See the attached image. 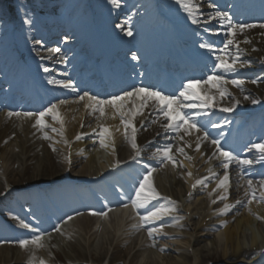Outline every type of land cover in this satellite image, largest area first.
<instances>
[{
    "label": "bare ground",
    "instance_id": "bare-ground-1",
    "mask_svg": "<svg viewBox=\"0 0 264 264\" xmlns=\"http://www.w3.org/2000/svg\"><path fill=\"white\" fill-rule=\"evenodd\" d=\"M123 2L130 3V0H123ZM105 10L110 13V25H113L117 18H120L119 22L123 25L134 26L137 32L145 29L146 25L144 27V23L152 14V9L147 10V7H144L137 10L132 8V5L125 14H122L120 10H116L114 7L110 10L109 7H105ZM237 32L238 30L235 33ZM254 35L250 38L247 45L243 44L246 35L239 37L240 47L244 48L245 52L252 54L254 58H258V67L263 68L264 37ZM254 50L256 52L251 53ZM229 73L231 71L227 72V74ZM73 83L77 89V81L74 80ZM260 92L264 98V85ZM138 99L140 98L132 97L124 101V106L119 111L116 108L112 110L113 106L105 104L103 106V114L93 107L95 102L89 101L88 98L82 102L57 103L60 119L50 125V128L54 127V132L51 135L49 134V136L47 135V142L38 140L36 136L37 128L34 129L32 127L36 122L35 118L17 115L9 120L7 113L2 114L0 116V160L4 163L0 170L4 168L5 176L8 178H20L22 175L29 174L32 164L31 160H38L36 169L38 168L37 172L41 175L62 171V174L58 176H63V174L67 176L69 173L80 177L86 175L99 176L100 173L104 172V164H101L100 168L96 164L98 160L102 159L101 157H106L108 162H114L117 159V154L119 156L130 154L132 128L124 129L122 127L120 113L128 112L129 109L133 111L139 109L141 112H138L135 117L125 116L127 119L132 120L136 129L143 122L147 124L155 119L154 111L158 107L156 109L152 100H150L152 105L148 104L146 107L144 105L140 109ZM117 103L118 105L120 104V102ZM219 107L225 108L221 107V105ZM117 112L119 114L118 118ZM82 125L83 128L81 127ZM162 125L161 120L158 121L153 132L148 136L140 132L142 137H148L141 142L140 146L142 147L149 139H157L162 134ZM104 128H107L108 132L104 133L102 137L101 131ZM124 131L125 135H123ZM13 136L16 137L14 140H12ZM163 138V141H171L173 143V149L170 154L175 159L177 173L166 171L161 175L154 173V176H157L156 180L162 196L173 198L174 195H177L179 197V202L183 204V207L176 208L178 213L182 212L183 214L190 211L195 215H199L203 211L205 213L208 201L213 202L219 198L231 204L234 200L232 198L234 194H237L236 200L240 203L246 200L249 193L246 183L236 180V176L238 179L243 176L241 172L244 173L245 171L243 170L245 169L240 168L234 171V167L232 168L231 166L225 169L219 162L218 149L210 144L207 139H204L202 133L194 130H191L190 133H185L183 130L176 138H170L168 135ZM163 141L159 139L156 144H162ZM59 142H62V150L58 157H52L46 145L51 144L54 147ZM197 144L200 145L199 150H197ZM2 146L5 147L3 148ZM69 147L71 149H68ZM13 149L18 150V152L14 153ZM16 164L22 167V171L18 169L19 167ZM247 172L253 176H264L261 168H252ZM225 175L228 177L227 181L218 187L221 181L224 180ZM209 180L215 181V184L209 186L207 183ZM49 181V179H44V177L40 179V183ZM197 181L202 182L197 184ZM17 183L15 181L10 182L13 190H17ZM192 185H195L193 191L190 189ZM230 187L231 190H229ZM204 188H207L208 192H213L214 189H217L218 192L214 196H209L208 194L204 196ZM236 189H239V191H235ZM128 208L124 211L122 210L123 212L117 210L110 214L109 220L113 219L115 226L110 231H105V241L108 248H102L100 256L94 258L95 263L117 264L123 261L125 264H189V259L191 258L189 250L179 246L175 247L173 246L174 244L170 245L175 242L173 239L176 238L173 237L174 230L170 226L174 227V225L180 223L177 218L169 223H164L166 221L164 217L161 220H157L158 224L154 226L157 230L152 233L154 241L143 243L139 238L136 239L130 235L131 229L128 228L129 224L126 222ZM232 214L231 209L228 207L223 214H221V210H218L216 213L211 211L205 216L206 218L213 217L216 221L218 230H220L217 234V242L222 244V253L225 261H227L226 263L234 264L236 261L242 262L247 259L249 263L258 264V261L261 260L260 253L264 249V199L260 202L251 201L250 207L244 210V213L239 217H232ZM64 217L65 214L63 213L62 216L54 215L51 219L41 218L39 229L43 231L50 230L52 226ZM98 219L84 216L63 222L58 232L49 238L51 252L44 245L42 247L36 245L35 247H23L19 253H14L9 247L0 245V264H11L14 260L18 264H30L34 259L38 260L36 261L38 264L41 261L49 264L50 260L64 263L62 255L70 256L71 253L85 249L91 237L96 234L94 225L95 221L98 222ZM202 224L200 223L199 226ZM169 241L173 242L168 243ZM185 244L190 247L191 241L187 240ZM170 247H173L174 253H172L173 255L169 260L165 253ZM247 248H250L251 252ZM254 249H256L257 253L252 255ZM145 250L148 251L147 257L145 256ZM26 256L31 257V259L27 260ZM40 256L41 258L39 259ZM191 256L195 257L196 255L193 254ZM69 263L75 264L73 261Z\"/></svg>",
    "mask_w": 264,
    "mask_h": 264
},
{
    "label": "snow or ice",
    "instance_id": "snow-or-ice-1",
    "mask_svg": "<svg viewBox=\"0 0 264 264\" xmlns=\"http://www.w3.org/2000/svg\"><path fill=\"white\" fill-rule=\"evenodd\" d=\"M178 4L181 5V7L184 8V10L188 13L189 18L191 19L193 24L199 23L196 13L199 12V6L196 5L195 3L192 2V0H189V2H185V0H176ZM113 3H116V0H113ZM210 7H214V5H210ZM221 21H228V29L229 33L226 34L225 39H226V44L225 48H227V45H231L233 43L232 39H228V35H234V29H243L244 27H254V25H238V24H233L231 20L227 17L225 13L216 11L215 13H210L208 15L207 21L206 22H211L213 19H217ZM28 22V21H25ZM260 27H264V25H260ZM208 31H213L212 29H207ZM128 36L132 35V31L128 30L126 32ZM201 48L207 49L208 52L210 53H215L217 49L214 47V45L211 42H202L200 44ZM55 51L59 52L60 49L57 48ZM223 51V50H220ZM137 57H133V59H136ZM235 64H236V59H232L231 62L229 60L225 59L222 55H215L214 59V67L211 71V74L207 76L206 80H203V83L205 84H215V83H221L224 82V78L221 75L216 74V69H220L224 72H229V71H234L235 70ZM45 72L48 71L47 68L44 69ZM256 81H253L255 83ZM49 84H57L65 89H70L72 91H75V85L71 80L67 81H61V80H52L50 79L48 81ZM201 83V81H189L185 87L184 90L179 93V97L176 95H164L162 94L161 91H156L152 90L147 87H133L130 91H124L121 95H116L112 96L108 100H100L96 96L89 95V93L85 92L83 95L79 97L80 100H83L85 97L88 98L89 101H94L95 105L93 107L97 108L98 111H100L101 114L104 113V105L109 104L116 108L118 111L123 108L124 106V101L128 100L129 98L132 97H137L140 98L143 103L140 105V108H143L144 105L147 104L148 100H155L157 105H159V113L163 115L164 119L167 121V123L163 124L162 127L167 131L169 129L178 131L179 129L183 128L185 133H190L191 130H197L199 131L197 124L192 120L191 116L184 111L185 108H191L195 109L197 107H209L211 100L213 97L211 96H200L198 93L194 91V88L197 84ZM231 83L236 86H240L242 84V81L238 80H232ZM220 95L223 96L225 95V90L220 91ZM183 98L185 101L187 100H199L201 103L200 105H197L196 103H187L183 104L180 101V98ZM248 97H245L247 99ZM120 102L118 105L117 102ZM253 103H258V101L253 100ZM60 104L67 103V101L61 100L59 101ZM238 104L239 101H236ZM175 106V107H173ZM57 104H51L48 108H46L44 111L39 112L38 114H34L31 112H25L23 113L24 116H34L36 115V125H44V117L51 114L53 119L59 120V113L57 111ZM233 107H225L221 109L224 112H231L233 111ZM139 112V109H136L133 111L132 109H129L128 112H121V122L124 123L125 128L127 129L129 125H132V120L128 119L125 120V116H131L135 117L137 113ZM9 115H12V113H9ZM16 115H20V113H16ZM214 127L216 125H213ZM108 132L107 128L102 129L101 131V136L103 137L104 133ZM135 132L136 128L133 125L132 126V137H131V142H132V147L137 149L139 152V147L135 143ZM47 138V137H45ZM79 139V137H77ZM204 139H208V133L205 131L204 132ZM103 143V141H101ZM211 143L213 145L217 146V149L219 151V156L223 157L224 160L222 161L223 167L227 169L229 167V164L231 163L232 160H236L238 164L241 165H249L252 163L251 160H239L236 158L231 152L229 151H224L222 148H220V142L219 140L212 139ZM197 150H199L200 145H196ZM253 148H255L257 151L260 153L264 154V143H258V144H253ZM171 148L170 146H166L163 149H157V154H162L163 160H171L172 157L170 155ZM182 151V149H181ZM261 159H264V155L261 156ZM163 160L161 162H163ZM175 163V161H173ZM152 171L154 169H149L146 171L145 175L143 178L139 181L138 187H136L134 191V195L130 198V204L133 209L137 211V215H140V209H146L145 214L140 215V220L141 223L138 225V227H143L144 225L148 223L155 222L157 220H161L165 215L170 214L172 211H175L174 208V202L170 200V198H162L160 196V193L155 189L154 183L151 179L152 176ZM191 175V173H189ZM228 177L225 175L224 180L221 181L220 185L218 187L222 186L226 181ZM202 181H197V184L201 183ZM249 186H251L252 181H248ZM264 187V184L261 185ZM195 187V185H193ZM226 198V197H222ZM253 198H255V193H253ZM159 199H166L167 200V205L163 207H153L149 209V205L152 204L154 200H159ZM261 199H264V194H262ZM215 203V201H213ZM237 203H240L237 201ZM251 203V201H249ZM124 207H128V204H124ZM229 206H225V210ZM225 210H221V214L224 213ZM93 215L97 213H91ZM106 215V213H99ZM69 220L72 219V217H68ZM21 226L24 228H29V225L27 223H24L21 221ZM58 230V229H57ZM154 230L150 229L149 230V235L151 236ZM41 237L36 236L32 239L31 243L32 244H37L39 246H43L40 244ZM30 243L29 240H20L19 244L21 247H27L28 244ZM40 264H45L44 261H41Z\"/></svg>",
    "mask_w": 264,
    "mask_h": 264
},
{
    "label": "rangeland",
    "instance_id": "rangeland-1",
    "mask_svg": "<svg viewBox=\"0 0 264 264\" xmlns=\"http://www.w3.org/2000/svg\"><path fill=\"white\" fill-rule=\"evenodd\" d=\"M35 1L36 0H14V4H15L16 9H19L17 6L18 3L19 4L23 3L26 5H28L30 3L31 6H37V8L39 9L41 3L37 2V4H35ZM80 1L81 0H65V3L68 4L69 6H72L75 3L80 2ZM11 2L13 5V0H11ZM0 6L5 7L6 1L0 0ZM64 12L69 13V10L63 11V13ZM61 13H62V11H61ZM8 19L9 18L6 19L7 22H8ZM79 20H80L79 18L76 19V21L73 25V28L78 26V25H81V22ZM2 22H3V20L0 21V28H1L0 32L4 31L3 27L7 26V22H5V23H2ZM2 24H3V26H2ZM246 32L248 35L252 34V32L249 30H246ZM258 35H259V37L260 36L264 37V34L262 32H258ZM250 36H249V38H250ZM249 38H247L245 40V42H244L245 45L248 44V42L250 40ZM243 84L246 87V89L243 92L238 91L237 92L238 94H234L232 90L229 91L230 94L234 95L235 97L237 95L241 96V100L239 101L238 104H236V102H235L236 105L234 104L235 105L234 107H239V106L252 107L255 104L252 101L253 100L259 101V99L261 97L259 94V90L261 88L260 83L254 84V83H249V82H243ZM230 88L231 87H229L228 89H230ZM245 97H248V98L245 99ZM9 112L12 113V115L7 116V118L9 120H11L12 116H16L15 113H17V112H16V110H13V111L9 110ZM39 112H41V110ZM1 115L2 114H0V116ZM48 120L50 121V123L52 125L56 121V119H53V118H48ZM50 123L44 122L45 126L36 125V123H34V125H32V127L34 129L37 128L38 132L36 133V136L38 137V140H40V142H47L48 141L47 138H45V137H47V134L51 133V131H52V130L48 129V124H50ZM150 127L151 126L142 127L141 129H142V131H144L147 134V133L151 132ZM15 138L16 137L13 136L12 140H14ZM135 138H137L136 135H135ZM5 146H2V147L4 148ZM46 146H47V149L50 151V155L52 157H55V156L58 157L61 150H62V142H59V144L58 143L55 144L54 147L51 144H47ZM168 146L172 147L173 143H170ZM159 148L160 147L157 145L156 147L151 148L150 151H157V149H159ZM17 152H18V150H14V153H17ZM119 157L122 160H123V158H125V156H121V155ZM149 157H151V155ZM31 161H32V164H31V168H30L31 170H30L29 174L28 175H22L20 178L19 177L8 178L7 176H5V172H4L5 169L2 168L0 170V199H4L3 204L6 202H9V198H7V194L9 193V191H11L10 189H13L12 188L13 186H10L11 181L18 182L16 185L17 189H23L25 187L33 185L34 183H40V179H42V177H44V179L47 178L49 180H52V179L58 177V175L62 174V171H58V172L53 173V174L51 172V173L41 175V174H39V172H37L38 168L36 169L38 160H31ZM3 163L4 162H2V160H0V167H3ZM16 166H18V165L16 164ZM176 168H177V165L175 163L171 162L169 164H165L161 167H158L156 169V174L161 175L166 171H169L172 173H177ZM18 169H20V171H22V167H19ZM156 177L157 176L152 175L151 179L154 183L155 189L160 193V187L158 185ZM214 184H215L214 181H208L209 186H213ZM248 187H249V185L246 187L247 190L250 189ZM253 188L254 187H252V189ZM230 189H231V187H230ZM262 189L264 190V187ZM235 191H239V189H236ZM262 192L264 193V191H262ZM203 193H204L203 194L204 196H207V194L209 193L208 189L207 188L204 189ZM253 193H255V196H256V193H259V189H254V190L250 189V192L248 193L246 200H244L241 203H237V200H236L237 194H234L232 196V198L234 200L231 204H229L228 202H226L224 200H219L220 202L218 203V205H217V201H215L212 208H215L214 212L216 213L218 210L225 209V206L227 205V206H229V209H231V212L233 213L232 217H239L244 213V210H246L247 208L250 207L251 203H249V201L255 200V198H253ZM259 194H260V196L262 195L261 193H259ZM173 198H174V200H172V201L175 202L176 204L174 205L175 211H172L171 213H176L177 212L176 208H182L183 204L181 202H179V197L177 195H174ZM206 206H207V204H206ZM209 212H211V211L206 210L205 213H204V211L201 212L202 216H201V213L199 215L192 214V211L186 212V213L184 212L183 214L181 212L179 215H180V217H183V218L181 219L180 223L174 225V227L170 226V228H172L174 230V234H173L174 236L173 237H176L173 239V240H175V242L170 244V245L174 244L173 246H175V247L179 246L181 248L188 249L189 255L191 257L189 259V264H227L226 263L227 261H225L223 253H222L223 252L222 244H219L217 242V234L220 230H218V226L215 223L216 221L213 217H209V218L205 217L206 215L209 214ZM110 217H111L110 215H106V216H102V217L97 216V219L98 218H100V219H98V222L95 221V225H94L95 228L94 229L96 231V234L93 237H91V239H90L88 245L85 247V249H83L82 251L76 252V253H71L70 256L62 255V259L66 262L73 261L74 263H80V264H83V263L84 264H94L95 263L94 258H97L100 256V254L102 253V251H101L102 248H105V247L108 248V246L106 245V241H105V239H106L105 231L106 230L110 231L115 226L113 219L111 218L112 220H109ZM96 222H97V224H96ZM200 223H203V224L201 226H199ZM185 226H188V227H185ZM56 233H57V231L55 230L50 235H48V236L46 235V236L41 237L40 242L42 244H45L46 242H48L50 236H53ZM130 235H132V237H135L136 239L139 238L140 241H142L143 243L154 241L153 236L152 235L150 236L149 231H147V230H143V231L142 230H135V231H132L130 233ZM187 240L189 242L191 241L190 247H187L188 245L186 246V244H185L187 242ZM171 242H173V241H169L168 243H171ZM45 246L49 251V245L45 244ZM30 247H33V245ZM173 250H174L173 247H170L169 250L165 253V255L167 256V258L169 260L171 259L172 255H173L172 253H174ZM247 250H251V249L247 248ZM146 251L147 250H145V256L147 257L148 251L147 252ZM229 252L231 253L230 249H229ZM256 253H257V251L255 249L252 252V254H256ZM193 254H195L196 256L192 257L191 255H193ZM25 258L27 260L31 259V257H29V256H26ZM33 263L34 264L36 263L35 259L32 260V262H30V264H33ZM247 263H248V261L244 260L242 262L236 261L234 264H247ZM117 264H125V262L121 261V262H118ZM261 264H264V262H262Z\"/></svg>",
    "mask_w": 264,
    "mask_h": 264
}]
</instances>
